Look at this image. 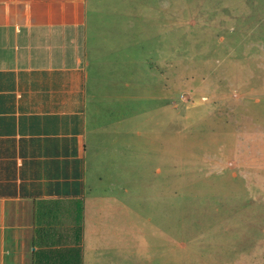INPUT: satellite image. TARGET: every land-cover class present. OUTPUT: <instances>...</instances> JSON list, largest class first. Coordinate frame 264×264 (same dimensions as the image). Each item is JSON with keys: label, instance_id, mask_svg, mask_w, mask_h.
I'll return each mask as SVG.
<instances>
[{"label": "rangeland", "instance_id": "1", "mask_svg": "<svg viewBox=\"0 0 264 264\" xmlns=\"http://www.w3.org/2000/svg\"><path fill=\"white\" fill-rule=\"evenodd\" d=\"M98 2L120 102L88 114L84 201L124 240L101 256L264 264V0Z\"/></svg>", "mask_w": 264, "mask_h": 264}, {"label": "crops", "instance_id": "2", "mask_svg": "<svg viewBox=\"0 0 264 264\" xmlns=\"http://www.w3.org/2000/svg\"><path fill=\"white\" fill-rule=\"evenodd\" d=\"M102 7L0 0V264H110L102 250L123 246L99 219L105 205L84 201L91 137L102 126L88 114H115L120 102L95 41Z\"/></svg>", "mask_w": 264, "mask_h": 264}]
</instances>
